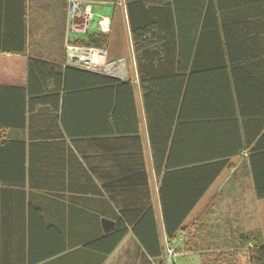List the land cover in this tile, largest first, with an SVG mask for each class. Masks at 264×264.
Listing matches in <instances>:
<instances>
[{
	"label": "crops",
	"instance_id": "crops-1",
	"mask_svg": "<svg viewBox=\"0 0 264 264\" xmlns=\"http://www.w3.org/2000/svg\"><path fill=\"white\" fill-rule=\"evenodd\" d=\"M32 1L24 0L25 51H0V264H159L163 257L148 256L132 232L145 230L149 202L164 251L160 180L152 169L124 1L80 2L90 7V16L78 15L85 20L74 28L67 17V0H46L53 6V26L44 43L31 48ZM4 2L0 0V6ZM188 2L182 0L180 5ZM211 5L213 14L199 19L201 30L179 32L181 49L202 54L203 69L210 71L205 85L217 110L205 113L208 118L200 129L186 111L175 133V152L178 162L194 165L195 150H219L226 154L227 165L170 246L175 250L174 264H250L255 247L264 248V200L256 199L252 175V164L256 166L264 154V0H211ZM193 16H186L187 21H195ZM101 18L109 19L108 33L97 25ZM95 35L105 37V63L118 64L121 76L67 62V44L83 45ZM30 59L130 81L139 135L123 139L100 135L92 141L69 138L61 118L74 133L115 130L96 118L97 106L108 94L98 87L83 88L87 81L79 75L76 89L92 91L75 93L67 104L61 94L29 95ZM214 199L217 204L211 207ZM207 209L209 214L200 218ZM103 220L113 224L105 230ZM119 220L128 232L105 254L108 243L102 238Z\"/></svg>",
	"mask_w": 264,
	"mask_h": 264
},
{
	"label": "trees",
	"instance_id": "trees-1",
	"mask_svg": "<svg viewBox=\"0 0 264 264\" xmlns=\"http://www.w3.org/2000/svg\"><path fill=\"white\" fill-rule=\"evenodd\" d=\"M76 3L110 2L118 0H67ZM126 27L134 55L138 88L150 143V156L153 173L160 180L158 188L162 211L166 245L172 247L176 235L189 213L198 204L208 188L226 168V154L219 150L211 153L195 150L194 165L178 162L175 152V133L186 118V111L196 121L197 129L208 116L205 113L217 110V103L209 99L210 88L205 85L210 71L203 64L201 52L192 54L180 48V32H197L203 23L199 19L213 14L211 0H190L180 5L182 0H123ZM0 6V51L22 54L24 41V0H5ZM194 15L195 21H187ZM201 30V28H200ZM14 34L13 37L9 36ZM201 40V38H199ZM104 36H90L82 44L87 47L103 48ZM189 51V50H188ZM216 65V62H215ZM87 81L83 88L98 87V91L108 94L101 103L98 119L103 127L113 125V132H96L84 129L81 133L69 130L65 119L61 124L69 138H84L90 141L97 136H110L115 139L136 138L139 135V119L134 99V87L130 81H121L97 73L79 71L30 59L28 61V94L35 96L61 94L63 104L80 91L74 86L77 76ZM16 90V89H13ZM16 91L24 92L22 89ZM64 106V105H63ZM64 109V108H63ZM24 117V115H23ZM93 117V119L95 118ZM1 124V123H0ZM109 128V126H108ZM174 129V136L172 135ZM258 163L252 164V175L256 199L264 200V154L259 155ZM199 163V164H198ZM143 170V169H142ZM148 190V187H147ZM148 199L149 194L147 193ZM217 204V199L211 207ZM205 210L204 214H209ZM153 209L147 204L144 216L145 230L134 228L132 232L151 258H162V251L153 218ZM143 223V221L140 222ZM120 220L102 238L108 244L105 254H110L127 234ZM159 264H165L164 259ZM250 264H264V248L257 246L251 252Z\"/></svg>",
	"mask_w": 264,
	"mask_h": 264
},
{
	"label": "built area",
	"instance_id": "built-area-1",
	"mask_svg": "<svg viewBox=\"0 0 264 264\" xmlns=\"http://www.w3.org/2000/svg\"><path fill=\"white\" fill-rule=\"evenodd\" d=\"M67 15L70 22H72L77 15L90 16V7L86 5H80L74 1H67ZM97 25L99 29L108 33L109 31V19L101 18ZM106 50L102 48H93L83 45H66V59L70 64H74L82 69L91 72H97L102 74H112L121 76L122 72L118 64H106L105 63ZM87 61L86 65H79ZM166 251L164 252L163 259L167 264H174L173 258L175 254L174 247L166 245Z\"/></svg>",
	"mask_w": 264,
	"mask_h": 264
},
{
	"label": "rangeland",
	"instance_id": "rangeland-1",
	"mask_svg": "<svg viewBox=\"0 0 264 264\" xmlns=\"http://www.w3.org/2000/svg\"><path fill=\"white\" fill-rule=\"evenodd\" d=\"M67 5H68V3H67ZM52 7L53 6H51V3L47 2L46 0H39V1L35 0V1L31 2L30 6H29V11H28L29 22H30V26L28 28L30 31L31 48H34V47L40 45L41 43H44L47 32L53 26L52 18L50 15V11L53 9ZM67 17H68V15H67ZM79 17L80 16H78V15H77V17L75 16L74 20L71 22L72 27L78 28L79 25H81L82 21L85 20L84 18L82 19V17H80V19L78 20ZM114 26L116 29L117 23H115ZM52 35H53V33L51 32V34L49 35L48 38H50ZM68 35H69L68 37H71L72 33L70 31H68ZM57 40L58 39H56L54 41V45H56V46H58ZM68 45L72 46V44H70V43ZM166 248H167L166 243H164L163 244L164 252L166 251ZM164 262H165V264H167L166 261H164Z\"/></svg>",
	"mask_w": 264,
	"mask_h": 264
},
{
	"label": "water",
	"instance_id": "water-1",
	"mask_svg": "<svg viewBox=\"0 0 264 264\" xmlns=\"http://www.w3.org/2000/svg\"><path fill=\"white\" fill-rule=\"evenodd\" d=\"M87 64V61L84 62V63H80L79 65H86ZM113 223L109 222V221H106V220H103L102 221V225L104 226V229L106 230V226H110L112 225Z\"/></svg>",
	"mask_w": 264,
	"mask_h": 264
}]
</instances>
